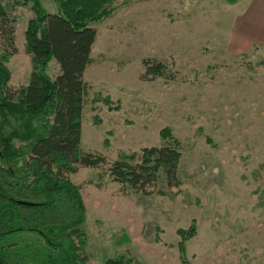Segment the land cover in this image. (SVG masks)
Returning <instances> with one entry per match:
<instances>
[{
	"label": "rangeland",
	"instance_id": "obj_1",
	"mask_svg": "<svg viewBox=\"0 0 264 264\" xmlns=\"http://www.w3.org/2000/svg\"><path fill=\"white\" fill-rule=\"evenodd\" d=\"M5 4L16 19L17 53L6 63L16 88L31 69L24 30L33 12L31 3ZM40 4L56 10L53 0ZM244 5L125 0L90 23L96 37L83 75L80 149L112 161L164 145L159 131L168 127L181 158L180 184L161 186L163 194L122 192L106 164L68 174L85 205L87 264L119 255L128 264H182L176 232L192 220L195 234L183 243L188 264H264V46L238 43ZM145 58L164 62L166 78L143 79ZM58 72L51 60L47 74Z\"/></svg>",
	"mask_w": 264,
	"mask_h": 264
},
{
	"label": "trees",
	"instance_id": "obj_2",
	"mask_svg": "<svg viewBox=\"0 0 264 264\" xmlns=\"http://www.w3.org/2000/svg\"><path fill=\"white\" fill-rule=\"evenodd\" d=\"M5 1L0 0V264H87L81 252L85 205L68 174L106 164L105 171L122 192L163 194L161 186L180 184L179 142L163 127L159 136L164 145L143 147L112 161L79 147L88 92L83 73L92 62L96 37L90 23L104 20L125 0H53V13L40 0H12L13 5L31 3L33 12L24 30L31 69L26 84L16 88L8 85L6 65L17 53L16 19ZM51 60L59 70L54 78L47 74ZM142 66L143 79L166 78L164 62L145 58ZM102 102L111 105L108 96ZM176 233L179 259L188 264L183 243L194 236L195 221ZM129 262L119 255L105 264Z\"/></svg>",
	"mask_w": 264,
	"mask_h": 264
},
{
	"label": "crops",
	"instance_id": "obj_3",
	"mask_svg": "<svg viewBox=\"0 0 264 264\" xmlns=\"http://www.w3.org/2000/svg\"><path fill=\"white\" fill-rule=\"evenodd\" d=\"M245 5L240 10L239 16L237 17V25L241 27L240 31L241 34H239L238 43L241 45L245 50L250 49L253 46L257 45H263L264 46V0H244ZM242 29H245L247 32L246 34L248 37H246V34L242 32ZM242 34L245 35L242 36ZM249 40L251 41L247 43L243 42V40ZM84 75V73H83ZM11 73H10V80H9V86ZM26 83H23L24 85Z\"/></svg>",
	"mask_w": 264,
	"mask_h": 264
}]
</instances>
